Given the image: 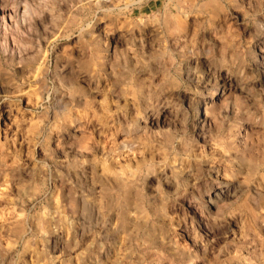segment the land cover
<instances>
[{
  "label": "rangeland",
  "instance_id": "obj_1",
  "mask_svg": "<svg viewBox=\"0 0 264 264\" xmlns=\"http://www.w3.org/2000/svg\"><path fill=\"white\" fill-rule=\"evenodd\" d=\"M0 264H264V0H0Z\"/></svg>",
  "mask_w": 264,
  "mask_h": 264
},
{
  "label": "bare ground",
  "instance_id": "obj_2",
  "mask_svg": "<svg viewBox=\"0 0 264 264\" xmlns=\"http://www.w3.org/2000/svg\"><path fill=\"white\" fill-rule=\"evenodd\" d=\"M56 191V190H55ZM80 200V199H79ZM90 203V202H89ZM95 210V209H94ZM51 212V210H50ZM55 212H58L57 209L55 210ZM95 212V211H94ZM94 214V213H93ZM50 217L49 218H56L57 217V213L55 214H50ZM59 215V214H58ZM48 219V218H47ZM95 219V218H94ZM46 221V220H45ZM29 223V222H28ZM59 230V229H58ZM58 232V231H57ZM55 233V232H54ZM56 235V234H55ZM53 239V238H52ZM51 241V240H49ZM117 241V240H116ZM51 243V242H50ZM54 245H55V248H61L63 245H64V240L61 238V236L58 234L54 237ZM51 246V245H50ZM58 251V250H57ZM113 252V251H112ZM56 259V258H55ZM42 262V261H41Z\"/></svg>",
  "mask_w": 264,
  "mask_h": 264
}]
</instances>
